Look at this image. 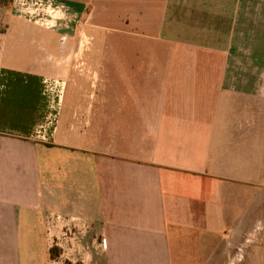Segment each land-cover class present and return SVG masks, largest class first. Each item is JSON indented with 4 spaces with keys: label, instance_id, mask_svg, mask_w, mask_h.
<instances>
[{
    "label": "crops",
    "instance_id": "1",
    "mask_svg": "<svg viewBox=\"0 0 264 264\" xmlns=\"http://www.w3.org/2000/svg\"><path fill=\"white\" fill-rule=\"evenodd\" d=\"M52 1L119 46L0 33V264H264V4Z\"/></svg>",
    "mask_w": 264,
    "mask_h": 264
},
{
    "label": "rangeland",
    "instance_id": "2",
    "mask_svg": "<svg viewBox=\"0 0 264 264\" xmlns=\"http://www.w3.org/2000/svg\"><path fill=\"white\" fill-rule=\"evenodd\" d=\"M252 1L253 3L264 4V0ZM4 3L6 5H3ZM59 4V2L52 0H7V2L0 0V33L7 31V24L13 19H39L41 22H39L38 28L42 29L43 32L56 30L57 32L55 31L54 34L61 38L59 44L54 42V50L102 51L117 49L119 44L100 42L99 29L88 28L85 30L83 26H78L73 30L72 22L69 21V12L66 7L63 9ZM46 18L48 21L44 20ZM256 29L264 30V26L253 28V31ZM120 49H131V44H120Z\"/></svg>",
    "mask_w": 264,
    "mask_h": 264
},
{
    "label": "trees",
    "instance_id": "3",
    "mask_svg": "<svg viewBox=\"0 0 264 264\" xmlns=\"http://www.w3.org/2000/svg\"><path fill=\"white\" fill-rule=\"evenodd\" d=\"M5 2H7V0H5ZM3 5H6V3H4Z\"/></svg>",
    "mask_w": 264,
    "mask_h": 264
}]
</instances>
